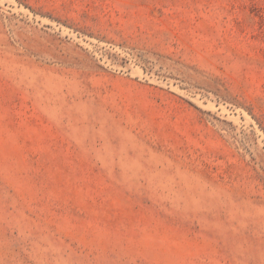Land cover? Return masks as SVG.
<instances>
[{"label":"rangeland","instance_id":"rangeland-1","mask_svg":"<svg viewBox=\"0 0 264 264\" xmlns=\"http://www.w3.org/2000/svg\"><path fill=\"white\" fill-rule=\"evenodd\" d=\"M0 264H264V0H0Z\"/></svg>","mask_w":264,"mask_h":264}]
</instances>
